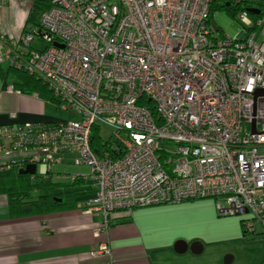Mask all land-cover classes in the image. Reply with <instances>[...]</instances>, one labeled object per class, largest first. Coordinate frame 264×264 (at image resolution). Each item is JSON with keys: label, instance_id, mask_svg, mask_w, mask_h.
<instances>
[{"label": "built area", "instance_id": "built-area-1", "mask_svg": "<svg viewBox=\"0 0 264 264\" xmlns=\"http://www.w3.org/2000/svg\"><path fill=\"white\" fill-rule=\"evenodd\" d=\"M49 1L19 37L0 32V62L72 115L0 126V168L36 165L46 178L69 156L89 167L97 235L119 212L197 199L214 200L220 217L250 214V233L264 225V0H232L236 39L210 24L217 0ZM91 256L115 264L108 243Z\"/></svg>", "mask_w": 264, "mask_h": 264}, {"label": "crops", "instance_id": "crops-1", "mask_svg": "<svg viewBox=\"0 0 264 264\" xmlns=\"http://www.w3.org/2000/svg\"><path fill=\"white\" fill-rule=\"evenodd\" d=\"M17 2L8 1L7 9L5 8L7 6L0 4V32L6 33L9 37L20 36L29 15L23 14L18 23L12 24L11 19L18 13L11 12V8L13 6L19 9ZM6 64H9V67H6ZM12 70L15 71L9 61L0 62V71L6 75L7 86H12L17 81L11 78ZM12 74L17 75L15 72ZM4 84L5 80L0 73V126L27 121L45 123L59 121L52 116L48 117L47 103L41 97L23 93L9 94ZM14 113L17 114V118L13 120L11 114ZM72 159L73 156L67 157L65 163L72 164ZM91 180L89 178L87 183L91 184L93 181ZM205 206L212 217H216L217 209L214 208L213 202ZM150 210L138 208L130 213L119 212L114 216L110 230L97 235V230L102 228V217L88 213L86 209L78 208L50 215L16 218L11 213L7 195L0 194V264H101L100 260L92 258L91 254L94 248L104 242L113 250L115 264H184L189 254L196 256L190 249L185 254H178L172 242L161 241L159 237L152 235V227H147L151 225L140 219ZM176 238L188 239L189 246L196 239L187 236L175 237L174 240ZM251 242L264 243V234ZM255 248V245L251 248L249 246L248 250L257 254ZM199 250L200 247L195 249ZM204 251L205 246L202 253ZM217 264H221V261L218 260Z\"/></svg>", "mask_w": 264, "mask_h": 264}, {"label": "rangeland", "instance_id": "rangeland-1", "mask_svg": "<svg viewBox=\"0 0 264 264\" xmlns=\"http://www.w3.org/2000/svg\"><path fill=\"white\" fill-rule=\"evenodd\" d=\"M230 0H220L219 5L223 6L224 3H229ZM18 8L12 6L11 12H17L11 21L18 23L23 14H28L31 10V2L23 0ZM6 9L9 7V3L5 5ZM225 9H218L214 12L213 23L219 30L218 35L229 36L232 39L244 37L243 28L237 20V17L232 16ZM11 18V16H10ZM24 24V22H23ZM9 67V64H6ZM15 72L14 70L11 71ZM11 73V78L18 80L17 75ZM47 103L48 117L59 120L58 122L66 121L70 119L71 112L60 113L56 109L55 104L45 101ZM110 131V130H109ZM261 155H264V147L261 148ZM53 172L50 181L53 183H60L57 186L56 192H63L65 190H74L69 187L72 179L65 175H88L90 173L89 167L77 166L73 164L54 165ZM55 191V190H53ZM209 202H213L215 208V202L212 199H197L196 201H185V203L167 204L162 206H152L149 212L144 213L140 219L150 224L148 228L152 227L153 234L156 238H160L161 241L172 242L174 245L177 241L187 240L175 237H187L192 236L196 238L194 242H200L205 246L204 253L199 256H190L184 260V264H217L218 260L221 264H224L225 259L228 256H232L234 259L233 264H256L261 261L264 262V243L256 244L251 242L253 239L262 236L264 234V225L260 221H255V232L247 234L243 233L241 222L243 219L250 218V214L234 215V216H222L215 213L216 217H212L209 210L206 208ZM197 204V205H192ZM183 205V206H182ZM217 211V210H216ZM247 229V227H246ZM174 240V241H173ZM256 246L257 254L255 251H249L250 248ZM187 256V255H186ZM261 257V259H260Z\"/></svg>", "mask_w": 264, "mask_h": 264}, {"label": "trees", "instance_id": "trees-1", "mask_svg": "<svg viewBox=\"0 0 264 264\" xmlns=\"http://www.w3.org/2000/svg\"><path fill=\"white\" fill-rule=\"evenodd\" d=\"M256 5L254 3H246V6ZM51 8L49 0H33L31 10L28 13V18L25 22L26 27L35 25L42 13ZM218 9H225L232 16L236 17V13L241 9V4H233L232 0L229 3H224L223 6L218 4V0L213 4L211 10L210 24L213 23L214 12ZM5 80L4 86H7L6 75L0 71ZM18 80L13 83L15 89L21 91L23 94L33 95L38 93L44 101L54 103L50 91L37 79L29 77L20 71H16ZM99 130L95 132V150L105 142L98 134ZM64 165V164H63ZM74 165V164H73ZM1 167V166H0ZM53 172V171H52ZM52 173L48 177L42 174L24 175L21 173V168L18 163L11 167L4 166L0 168V194L7 195L11 213L14 217H31L55 214L73 209H86V204L95 194V187L93 181L88 184V175H77L76 180H72L69 187L74 190H65L63 192H56V187L60 183H52L50 181ZM55 190V191H53ZM242 230L245 235L250 231L245 229V219L241 222Z\"/></svg>", "mask_w": 264, "mask_h": 264}, {"label": "water", "instance_id": "water-1", "mask_svg": "<svg viewBox=\"0 0 264 264\" xmlns=\"http://www.w3.org/2000/svg\"><path fill=\"white\" fill-rule=\"evenodd\" d=\"M251 12H254L253 10ZM216 31L218 30L216 27H213ZM37 172V169H36V165H28L26 168L24 169H21V173L24 174V175H35ZM246 213H248V211H246ZM174 250L175 252H177L178 254H185L188 252V250L190 249V251L196 255V256H199L202 252H203V249H204V245H202L200 242L198 243H192L191 246L188 245V242H184V241H177L175 244H174ZM197 247H200V250L199 251H195V249H197ZM234 262V259L232 256H228L225 261H224V264H233Z\"/></svg>", "mask_w": 264, "mask_h": 264}]
</instances>
